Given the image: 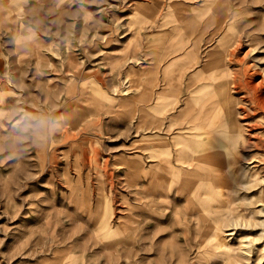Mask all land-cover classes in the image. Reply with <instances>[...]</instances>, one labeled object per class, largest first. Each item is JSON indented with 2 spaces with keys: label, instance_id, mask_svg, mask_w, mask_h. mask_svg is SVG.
<instances>
[{
  "label": "rangeland",
  "instance_id": "obj_1",
  "mask_svg": "<svg viewBox=\"0 0 264 264\" xmlns=\"http://www.w3.org/2000/svg\"><path fill=\"white\" fill-rule=\"evenodd\" d=\"M14 2L0 4V264H264V0ZM174 30L172 47L193 38L219 68L223 140L244 126L225 148L231 188L155 193L115 163L125 56ZM248 66L261 86L244 87Z\"/></svg>",
  "mask_w": 264,
  "mask_h": 264
},
{
  "label": "crops",
  "instance_id": "obj_2",
  "mask_svg": "<svg viewBox=\"0 0 264 264\" xmlns=\"http://www.w3.org/2000/svg\"><path fill=\"white\" fill-rule=\"evenodd\" d=\"M14 1L0 0V4ZM178 32L157 31L154 47L144 38L137 51L133 48L134 55L125 56L121 73L128 90L116 97L109 113L113 135L120 133L117 167H122L124 178L139 177L136 184L147 182L155 193L177 192L180 187L171 186L192 176L204 180L202 176H209V169L227 154L217 141L213 146L209 143L212 137L228 142L223 140L228 117L221 95L225 83L216 79L219 68L201 63L193 38L184 50L172 47L170 40ZM180 41L175 39V45L181 46ZM169 175L175 178L172 184L164 177ZM161 178L167 183L161 184Z\"/></svg>",
  "mask_w": 264,
  "mask_h": 264
},
{
  "label": "bare ground",
  "instance_id": "obj_3",
  "mask_svg": "<svg viewBox=\"0 0 264 264\" xmlns=\"http://www.w3.org/2000/svg\"><path fill=\"white\" fill-rule=\"evenodd\" d=\"M252 70H251V67L250 66H248V67H246V72H243V76H244V82H245V85H244V83L241 81H239L238 83L239 84H243L244 85V87H251V88H255V86H261L262 84H259V85H256L257 84V82H256V84H253V78H252V72H251ZM256 72V71H255ZM254 73V72H253ZM246 76H250V80H247V78H245ZM243 87V86H242ZM250 88V89H251ZM258 89H259V87H258ZM251 91V90H250ZM249 91V92H250ZM253 91V90H252ZM251 91V92H252ZM256 91H257V89H256ZM260 93H262V92H260ZM250 94H253V93H250ZM254 95V94H253ZM263 95V94H262ZM249 96V95H248ZM258 96V95H257ZM257 96H255V99H256V97ZM261 97V96H260ZM252 98V97H251ZM263 100V99H262ZM262 100H260L261 102H262ZM255 101V100H254ZM255 103H258V101L257 102H255ZM264 103V102H263ZM257 105V104H256ZM259 105H260V103H259ZM261 107V106H260ZM257 108H258V105H257ZM259 110H261V108H258ZM263 109H264V106H263ZM264 111V110H263ZM251 123V122H250ZM238 126V128L240 129V132H241V128H243L244 126L241 124V121H239V123L237 124ZM234 126V125H233ZM231 131V130H230ZM238 133V134H233L232 133V135H229V136H227L226 138L229 140V142L230 143H227V142H219V141H217L218 143H219V146L220 147H223L224 146V148H226V147H233L234 148V146H235V148L237 147V145H238V141L240 140H242L243 139V136L244 135H242L241 133ZM235 133V132H234ZM227 139H226V141H227ZM213 142H216L215 140H210L209 141V143H210V145L211 146H213L214 145V143ZM198 143V142H197ZM201 144V143H200ZM207 144V143H206ZM198 146H199V143H198ZM205 147V146H204ZM198 148V147H197ZM196 148V149H197ZM199 149V148H198ZM231 149V148H230ZM205 150H207L208 151V148H207V146H206V149ZM217 150H220V149H217ZM212 151H214V150H212ZM201 152V151H200ZM200 152H198V153H200ZM218 153V152H217ZM235 155V154H234ZM226 156H227V154H226ZM225 156V158L222 160V161H220V162H218L217 164V167L216 168H213L214 166H212V168L211 169H209V168H207V169H209L210 170V173L208 174L209 176H205V177H203L202 176V178L204 179V180H201V181H199V180H197V177L196 176H194V179H193V176L192 177H190L187 181H189V185H187V186H185V185H183V184H181L182 182L180 181L178 184L175 182L172 186H171V188L170 189H173L174 187H177V186H179L180 187V190L179 191H177V192H183V193H185L186 191H188L189 192V194H190V192H192L193 193V191H195V190H197L196 192L197 193H199V195H200V191L201 190H204L205 189V187L203 186V185H205L206 186V184H210L207 180H211L212 182H213V185L215 186V187H217V188H219V189H222V188H231V186L234 184V182L235 181H237V178L239 177V174H238V172H239V169L236 167V161H232L231 160V157L229 158V156H227L226 157ZM233 156V155H232ZM165 160H167V159H165ZM200 160V159H199ZM162 161V160H161ZM201 161V160H200ZM145 162V161H144ZM205 162V161H204ZM206 162H208V161H206ZM162 163V162H161ZM198 163H199V161H198ZM200 164V163H199ZM209 164V163H208ZM201 165V164H200ZM204 165V164H203ZM213 165V164H212ZM214 165H216V164H214ZM211 166V165H210ZM237 166H241V165H237ZM152 167V166H151ZM195 168V167H194ZM157 169V168H156ZM201 169V168H200ZM199 169V170H200ZM151 170V169H150ZM153 170V169H152ZM185 170V169H184ZM184 170H182V171H184ZM187 170V169H186ZM202 170V169H201ZM188 171V170H187ZM204 171H205V169H204ZM208 171V170H207ZM143 172V171H142ZM164 173V172H163ZM249 174H250V172H248ZM151 174V173H150ZM243 174V173H242ZM244 175V174H243ZM243 175H241V176H243ZM254 175V174H253ZM152 176V175H151ZM245 176V175H244ZM248 176H250V175H248ZM134 177V176H133ZM164 177H166V179H167V181L169 180L170 182H171V184L175 181V178H173V177H171L170 175L169 176H164ZM130 178V177H129ZM137 178H139V177H137ZM137 178H135V181H134V179H133V181L134 182H136L137 180ZM148 178V177H147ZM152 178V177H151ZM150 178V179H151ZM209 178H211V179H209ZM248 178V177H247ZM252 178V177H251ZM161 184H164V183H167V181L166 180H164V179H162L161 178ZM190 180H192L191 182L192 183H190ZM239 180V179H238ZM132 181V180H131ZM128 182V181H127ZM247 182V181H246ZM132 183V182H131ZM239 183V182H238ZM244 183V182H243ZM242 183V184H243ZM133 184V183H132ZM135 184V183H134ZM191 185V186H190ZM240 185H241V183H240ZM245 184H243V186H244ZM165 186V185H164ZM163 186V187H164ZM210 188V187H209ZM208 188V189H209ZM212 188V187H211ZM210 188V189H211ZM146 189V188H145ZM203 192V191H202ZM209 193L208 194H210V191H208ZM164 193V192H163ZM211 193H212V190H211ZM206 195H207V193H206ZM211 196V195H210ZM216 196H217V194L216 195H214V197L213 198H216ZM195 197V196H194ZM207 197H208V195H207ZM212 197V196H211ZM219 197V196H218ZM140 198H143V197H140ZM196 198V197H195ZM200 198V197H199ZM212 198V199H213ZM164 199H166V198H164ZM215 200V199H214ZM216 200H218V198L216 199ZM172 201V200H171ZM203 201V200H202ZM207 201V200H206ZM141 202V201H140ZM225 202V201H224ZM227 202V201H226ZM153 204H155L154 202H152ZM212 203V202H211ZM214 203L216 204V202L214 201ZM228 203V202H227ZM134 204V203H133ZM147 204V203H146ZM160 204V203H159ZM166 204V203H165ZM204 204H205V201H204ZM221 204H222V206H224L223 204L224 203H222L221 202ZM221 204H218V205H221ZM137 205V204H136ZM161 205V204H160ZM213 205V204H212ZM228 205V204H227ZM147 206V205H146ZM159 206V205H158ZM165 206V205H164ZM167 206V205H166ZM149 207V206H148ZM226 207V206H225ZM146 208V207H145ZM163 208H165V207H163ZM171 208V207H170ZM208 208V207H207ZM169 209V208H168ZM146 210V209H145ZM209 210V209H208ZM137 211V210H136ZM141 211H143V210H141ZM157 212V211H156ZM133 216V215H132ZM135 216V215H134ZM158 216V215H157ZM160 216V215H159ZM130 218V217H129ZM137 219V218H136ZM139 221V220H138ZM135 227H137V226H135ZM132 228H133V226H132ZM132 231V230H131ZM130 238V237H129ZM131 239V238H130ZM136 243V242H135ZM113 245V244H112ZM111 245V246H112Z\"/></svg>",
  "mask_w": 264,
  "mask_h": 264
}]
</instances>
